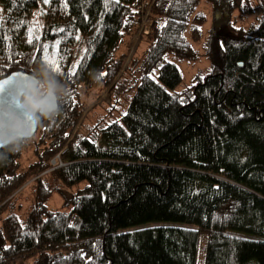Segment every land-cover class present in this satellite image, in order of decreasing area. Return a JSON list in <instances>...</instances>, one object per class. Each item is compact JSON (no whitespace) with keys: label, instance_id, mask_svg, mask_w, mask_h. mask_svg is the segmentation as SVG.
<instances>
[{"label":"trees","instance_id":"16d2710c","mask_svg":"<svg viewBox=\"0 0 264 264\" xmlns=\"http://www.w3.org/2000/svg\"><path fill=\"white\" fill-rule=\"evenodd\" d=\"M202 1L0 0V79L49 57L72 89L27 170L21 150L0 155V216L36 195L25 223L3 219L0 264H200L201 239L202 264H264V0H207L224 24L205 43L210 72L176 92L171 59H197L187 34L202 36ZM150 6L145 57L126 64ZM118 76L105 115L71 140L89 94ZM54 181L87 182L71 211L47 207Z\"/></svg>","mask_w":264,"mask_h":264},{"label":"rangeland","instance_id":"374dc122","mask_svg":"<svg viewBox=\"0 0 264 264\" xmlns=\"http://www.w3.org/2000/svg\"><path fill=\"white\" fill-rule=\"evenodd\" d=\"M198 11L204 13L207 17V21L204 24V26H202L201 29L202 36L199 40H194L191 37L190 33L187 34V39H188L187 41L192 45L193 49L198 54L197 59L195 60L171 59V61L179 68L182 74V82L177 86L175 90L176 92H182L186 90L187 88L193 85V83L195 82L194 80L197 78V76L206 75L210 72L211 69L210 62L205 56V45H206L205 43L207 42L208 38L212 33L223 29V25H224L223 22L219 24L216 23V19L218 17L215 15L213 5L209 3L207 0L202 1ZM150 13H151V6L142 16L140 27L130 41L131 48L125 59L126 64H128L129 61L132 60V58L134 57L138 58V60H142L145 57L149 45L147 42H145L144 39L143 40L141 39L143 36H147L151 32L153 20L151 19ZM239 14H240L239 12L236 13L234 17V19L237 20L238 27L239 26L249 27L253 22H257L259 20L261 13L259 11L253 12L252 14L244 13V15H242L241 17L239 16ZM1 15H2V11L0 8V17ZM35 23L38 27H41L43 22L40 15H37L35 17ZM223 31H225V29ZM121 74L122 73H120V75ZM119 79L120 76L116 77L112 86H110L107 90L103 91L102 93H100V95L96 97V98L99 97L97 100L93 98L95 92L89 94L90 98H88L87 100L89 106L85 109L82 117L80 118L72 134L71 140H74V137L78 132L84 130L85 128L83 126L84 122H86V125L89 123H94L105 115L107 105H110L111 103L110 92L112 90L113 85H115V83L118 82ZM116 113L119 112L117 111ZM38 136H40L39 132H37L33 137V139L25 147L21 149V155L18 159L19 171L27 170L28 167L37 160V154L35 150H36V140L38 139ZM52 163L55 166L54 169H58L67 165L60 159L59 156H56V158L52 161ZM49 183H52V181H50ZM54 183L58 187V189L59 188L60 189L51 193V196L47 200L46 205L49 209L59 210L63 212L71 211L72 206L69 202L71 197L74 194H77L80 191H82L87 185V182L85 181L79 182L78 184L72 187H68L64 184H61L59 186L55 181ZM28 184H26L25 186H27ZM29 187L30 188H27L26 190H24L23 194H21L14 209L11 208L6 212H4L3 214H1L0 228L2 226L3 219L10 214L17 215L23 223L26 222L29 211L32 209V206L34 205L36 198L34 191L35 187L33 186H29ZM49 187L52 191L54 190V188L51 185H49ZM122 231L124 232L132 231V228L124 229ZM205 248H206V243L203 239H201L199 245V255H198V261L200 264H202L204 261Z\"/></svg>","mask_w":264,"mask_h":264},{"label":"clouds","instance_id":"9594fccd","mask_svg":"<svg viewBox=\"0 0 264 264\" xmlns=\"http://www.w3.org/2000/svg\"><path fill=\"white\" fill-rule=\"evenodd\" d=\"M10 104H0V155L19 152L44 121H54L72 89L47 64L13 80Z\"/></svg>","mask_w":264,"mask_h":264},{"label":"snow or ice","instance_id":"6c2138e0","mask_svg":"<svg viewBox=\"0 0 264 264\" xmlns=\"http://www.w3.org/2000/svg\"><path fill=\"white\" fill-rule=\"evenodd\" d=\"M45 2H47V0H45ZM45 62L47 63L48 66H50L54 71H59V65L58 62H55L53 60H51V58L49 57H45ZM23 73H17L14 74L11 77L8 78H4V79H0V96L3 95V93L5 92V90L7 89V87L13 82V80L17 77V76H22Z\"/></svg>","mask_w":264,"mask_h":264},{"label":"water","instance_id":"95a60500","mask_svg":"<svg viewBox=\"0 0 264 264\" xmlns=\"http://www.w3.org/2000/svg\"><path fill=\"white\" fill-rule=\"evenodd\" d=\"M17 73H23L22 76H24L26 72H22V71L14 72V73H12L11 75H9L8 77H11V76H13L14 74H17ZM8 77H6V78H8ZM18 77H21V76H17L16 78H18ZM16 78H15V79H16ZM11 98H12V89H11L10 86H8L7 89L5 90V92L3 93V95L0 96V104H10V102H11ZM37 130H38V129H37ZM37 130H36V132H37ZM35 134H36V133H35ZM34 136H35V135H34ZM52 170H53V169H51V170H49V171H52ZM49 171H48V172H49Z\"/></svg>","mask_w":264,"mask_h":264}]
</instances>
